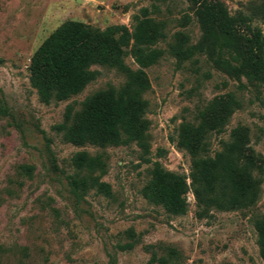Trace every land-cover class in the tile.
I'll list each match as a JSON object with an SVG mask.
<instances>
[{
	"label": "rangeland",
	"instance_id": "1",
	"mask_svg": "<svg viewBox=\"0 0 264 264\" xmlns=\"http://www.w3.org/2000/svg\"><path fill=\"white\" fill-rule=\"evenodd\" d=\"M219 1L231 14L253 17L252 26L264 34L258 14L264 0ZM144 9L159 26L160 36L150 48L162 55L143 69L149 84L141 95L143 139L121 130L116 146L72 145L60 126L73 123L87 98L111 88L119 93L125 72L93 65L97 74L81 92L44 104L31 80V56L64 22L101 31L124 26L131 32L134 16ZM179 34L190 45L201 41L202 25L191 0H0V264H160L150 261L153 254L170 257V264H264L255 228L264 218V81H236L205 55L178 60L172 49ZM123 65L139 70L131 55ZM227 93L235 95L240 108L222 133H209V154L221 150L232 130L247 131L258 163L252 172L259 184L256 202L214 208L203 217L191 190L184 215L151 203L143 193L156 165L190 184V157L176 144L178 128L197 125L198 112ZM80 152L98 159L103 169L79 172L73 159ZM77 173L89 181L80 197L67 183ZM95 181L107 183L111 196L96 193ZM124 244L131 249H119Z\"/></svg>",
	"mask_w": 264,
	"mask_h": 264
},
{
	"label": "trees",
	"instance_id": "2",
	"mask_svg": "<svg viewBox=\"0 0 264 264\" xmlns=\"http://www.w3.org/2000/svg\"><path fill=\"white\" fill-rule=\"evenodd\" d=\"M191 1L202 25V38L198 44L190 45L187 37L177 35L173 55L178 60L205 55L216 69L236 81L242 77L250 82L264 81V34L252 26L253 17L241 12L231 14L219 0ZM258 14L264 22V3ZM141 15L134 16L131 32L124 26L101 31L80 22H64L31 56V80L44 104L65 101L81 92L97 74L90 69L93 65L117 67L125 72L126 83L119 93L111 88L87 98L73 123L69 127L60 126L65 131V140L72 145L116 146L122 142L121 130L139 142L143 139L145 103L141 95L149 86L143 69L156 63L162 52L150 48L160 36L158 24L147 18L145 9ZM128 55L139 66L138 71L124 67L123 59ZM239 108L235 95L227 93L198 112L197 125L181 124L176 144L190 157V184L184 177L156 165L144 197L173 215L186 213L188 190L195 199L199 217L214 208L230 210L252 206L259 194V184L252 175L258 163L248 146L247 131L232 130L230 140L221 150L213 156L209 154V133H222L233 111ZM73 164L79 172L104 167L85 152L76 154ZM25 169L30 171L29 167ZM67 183L76 197L89 187V181L79 173L68 176ZM91 186L96 193L111 196L107 183L95 181ZM255 228L259 255L264 262V218L257 221ZM131 247L132 244H124L119 249ZM150 261L170 264L171 259L153 254Z\"/></svg>",
	"mask_w": 264,
	"mask_h": 264
}]
</instances>
